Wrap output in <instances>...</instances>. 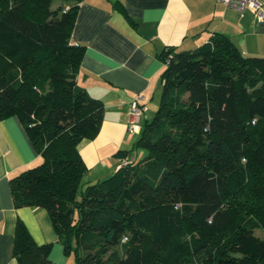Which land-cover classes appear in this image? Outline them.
<instances>
[{"label":"trees","instance_id":"trees-1","mask_svg":"<svg viewBox=\"0 0 264 264\" xmlns=\"http://www.w3.org/2000/svg\"><path fill=\"white\" fill-rule=\"evenodd\" d=\"M81 1L0 0V121L18 117L41 159L10 179L14 208L44 209L73 264H264V56L220 32L165 47L158 107L133 146L142 158L77 199L78 146L103 122L76 83ZM50 249L17 220L18 264H52Z\"/></svg>","mask_w":264,"mask_h":264},{"label":"crops","instance_id":"crops-1","mask_svg":"<svg viewBox=\"0 0 264 264\" xmlns=\"http://www.w3.org/2000/svg\"><path fill=\"white\" fill-rule=\"evenodd\" d=\"M119 2L123 12L113 6ZM227 35L247 56H264V21L252 13L224 6L217 0H82L78 4L71 43L84 47L77 86L103 105L98 134L83 140L79 154L87 167L86 185L96 184L133 156L138 134L127 131L130 103L141 97L145 107L141 125L154 116L161 93L165 64L158 55L167 46L193 49L212 33ZM119 152H129L119 158ZM137 158V160H136ZM18 117L0 121V264H18L13 257L14 230L23 222L37 245L50 244L52 264H73L63 253L47 212L41 208L15 209L9 181L40 163ZM83 190V189H82Z\"/></svg>","mask_w":264,"mask_h":264},{"label":"built area","instance_id":"built-area-1","mask_svg":"<svg viewBox=\"0 0 264 264\" xmlns=\"http://www.w3.org/2000/svg\"><path fill=\"white\" fill-rule=\"evenodd\" d=\"M217 2L223 4L224 6L233 8L238 12L242 13L244 11H249L252 13L255 20L263 22L264 21V0H217ZM141 97H136L130 103L129 109V121L127 131L130 134H139L141 130V118L144 114L145 107L140 103ZM126 164L123 160L119 168Z\"/></svg>","mask_w":264,"mask_h":264},{"label":"rangeland","instance_id":"rangeland-1","mask_svg":"<svg viewBox=\"0 0 264 264\" xmlns=\"http://www.w3.org/2000/svg\"><path fill=\"white\" fill-rule=\"evenodd\" d=\"M153 115H155V114H153ZM153 117H154V116H151L149 120H152ZM136 152H139V154H142L141 157L143 156V153H142L141 150H135V152L132 153L133 156H134V154H135ZM136 160H137V158H136ZM85 187H86V183H85V181L83 180V181L81 182V186H80V188H79V190H78V192H77V196H76L77 199H80V193H81V190H82V189L84 190ZM255 235L258 236V237H261V236L263 235V232H262L260 229L255 230ZM70 258H71V260H72V262H73V261H74V256H73V254H71V257H70ZM73 263H74V262H73Z\"/></svg>","mask_w":264,"mask_h":264}]
</instances>
